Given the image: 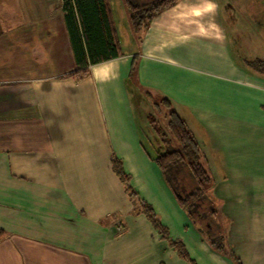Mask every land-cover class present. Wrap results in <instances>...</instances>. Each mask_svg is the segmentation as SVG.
<instances>
[{
    "label": "crops",
    "instance_id": "obj_1",
    "mask_svg": "<svg viewBox=\"0 0 264 264\" xmlns=\"http://www.w3.org/2000/svg\"><path fill=\"white\" fill-rule=\"evenodd\" d=\"M232 2L179 0L137 31L127 0H0V264H238L164 177L146 89L199 142L228 251L264 264V44L234 38Z\"/></svg>",
    "mask_w": 264,
    "mask_h": 264
},
{
    "label": "trees",
    "instance_id": "obj_2",
    "mask_svg": "<svg viewBox=\"0 0 264 264\" xmlns=\"http://www.w3.org/2000/svg\"><path fill=\"white\" fill-rule=\"evenodd\" d=\"M178 1L179 0H152L148 2L137 3L133 2L132 0H127L131 10V20L134 28L137 31H140L142 27L158 12L174 5ZM258 61L260 60H256L253 63H257ZM164 101L167 103L169 102L166 98ZM170 116V129L181 146L177 147L172 143L173 141L166 139L167 150L163 154L156 157V160L159 163L166 179L168 178L169 174H172L174 177H176V180L181 183L180 188L184 189L183 192L186 196H181L182 194L179 193L178 189L175 190L173 188L172 190L174 191V195L177 197V199L187 207L189 204L191 205L193 201V208L189 205V211L192 212V214L195 212L198 205H201L202 202H205V216L208 219L211 213L215 212L213 208L208 206V199L205 194V185L210 183L211 180L208 171L202 163L203 155L201 153L200 144L190 130L186 121L176 111L173 110L170 113ZM119 173L122 174L123 172L119 171ZM145 212L151 217L155 216L152 213V207H148V210ZM214 222V226L207 229L209 236L212 237H210L211 245L217 251L230 255L233 260L240 264L238 261L239 258L235 256V254L225 251L222 237H218L219 234L217 230L219 226L215 220ZM4 234V231L0 229V238H2ZM181 251L184 252V250Z\"/></svg>",
    "mask_w": 264,
    "mask_h": 264
},
{
    "label": "rangeland",
    "instance_id": "obj_3",
    "mask_svg": "<svg viewBox=\"0 0 264 264\" xmlns=\"http://www.w3.org/2000/svg\"><path fill=\"white\" fill-rule=\"evenodd\" d=\"M221 1L223 3V6H224L225 0H221ZM232 1H233L232 2L233 5H234V10H233V14H232L233 20L235 21L234 23L238 22L237 20H239V23L245 21V19H247V21H249L247 28L234 25L233 32H234V35H236V36H234V38H238L237 40L241 39L245 43L247 42L249 45L258 43V46H260L261 43L264 44V0H232ZM237 7H239V8L237 9ZM243 49L245 50L244 46H243ZM247 53L251 54L250 51H247ZM143 94H144L146 100H148V103L151 104L150 107L147 106L146 109L150 113L149 114L150 123L153 125V127L155 129V132L153 131V135L156 136L157 140L154 139L153 140L154 143H157L158 145H160L164 151L167 150L166 139H168L169 141H173L172 143L175 146L180 147L181 146L180 143L174 137V135L170 129V126H169L170 119H171L170 113L173 110L177 112V108L172 105V102H170V101L168 103L165 102L164 101L165 98L162 95L155 93V91L146 89V90H143ZM144 104H145V102H144ZM168 105H170L171 107ZM136 110L139 111L138 108H136ZM152 150H153V152H157L158 148H156L154 146V149H152ZM158 156H159V154L156 157H158ZM168 178H169V180H168ZM168 178H167V180L169 182L170 188L171 189L174 188L175 190L178 189L179 193L182 194L181 196H186V195H184V192H183L184 189L180 188L181 183L176 180V177H174L172 174H169ZM126 184H127L128 188L131 189V192L133 193L135 190L132 188L129 180H126ZM209 184L210 183L205 185L206 193H207V189L209 187ZM132 197H134V199L137 200V203H136L137 205L134 207L135 212H137V210L147 211L148 207H152L151 205L146 204V202H143L142 200L140 201V196L137 193L136 194L134 193V195ZM189 205L186 208V211L189 213V218L192 220L193 224L197 225V223H199L197 221V216L194 215V212L192 214V212L189 211ZM191 206L193 208V201H192L190 207ZM152 213L155 215L154 217H151L149 214H147V215H149L153 219V223H155V225H157V227L161 226L162 230L165 229L167 231V228L165 227V225L161 224V222L159 224V222L157 221L158 219H159V221H161L159 218V213L157 214V212H155V210H153ZM116 215H119V212H116L114 214L111 213L108 215V217H105V219H106V221H108V220L111 221L115 218ZM212 221L214 222L213 219H210V218L206 219L203 222L204 227L203 226L201 227L202 234L206 236V238L209 240V242H210L212 237L209 236V232L207 230L209 227L207 225ZM202 228H203V230H202ZM215 236H217V235H215ZM219 236L220 235H218V237ZM222 242L224 243V246H225L224 249L227 250L228 253H231L232 251L231 252L228 251V248H227L228 246H227L226 242H224L223 237H222ZM179 248L184 249L183 246H181L180 244H179Z\"/></svg>",
    "mask_w": 264,
    "mask_h": 264
}]
</instances>
